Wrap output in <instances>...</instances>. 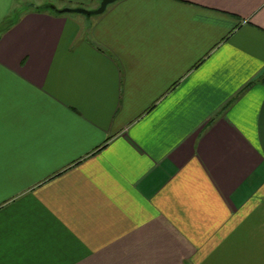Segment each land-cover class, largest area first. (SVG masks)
<instances>
[{
	"label": "crops",
	"instance_id": "crops-1",
	"mask_svg": "<svg viewBox=\"0 0 264 264\" xmlns=\"http://www.w3.org/2000/svg\"><path fill=\"white\" fill-rule=\"evenodd\" d=\"M0 0V264H264V0Z\"/></svg>",
	"mask_w": 264,
	"mask_h": 264
},
{
	"label": "water",
	"instance_id": "water-1",
	"mask_svg": "<svg viewBox=\"0 0 264 264\" xmlns=\"http://www.w3.org/2000/svg\"><path fill=\"white\" fill-rule=\"evenodd\" d=\"M120 0H100L99 5L96 9L85 10L83 8H62L56 9L54 6H49V9L54 11L56 14H79L86 18L95 17L103 14L108 6Z\"/></svg>",
	"mask_w": 264,
	"mask_h": 264
},
{
	"label": "rangeland",
	"instance_id": "rangeland-1",
	"mask_svg": "<svg viewBox=\"0 0 264 264\" xmlns=\"http://www.w3.org/2000/svg\"><path fill=\"white\" fill-rule=\"evenodd\" d=\"M65 8H72V7H65ZM78 8H83V9H85V10H90V9H86V8H84V7H78ZM72 15H78V14H72Z\"/></svg>",
	"mask_w": 264,
	"mask_h": 264
}]
</instances>
